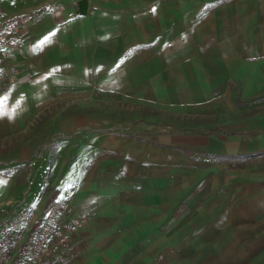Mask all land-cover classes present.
Here are the masks:
<instances>
[{"label":"crops","instance_id":"0c3cea01","mask_svg":"<svg viewBox=\"0 0 264 264\" xmlns=\"http://www.w3.org/2000/svg\"><path fill=\"white\" fill-rule=\"evenodd\" d=\"M47 1L64 10L43 11L25 24V43L5 67L0 141L27 137L0 154V205L12 203L13 226L34 207L49 217L64 214V221L86 216L73 239L77 257L71 264H142L141 227L174 220L188 202L191 169L242 163L207 161L205 155L264 152V129L187 133L154 120L55 107L71 99H133L197 116L215 107L237 109L242 99L264 91V0H85V14L82 0H1V6L12 16ZM223 96L229 104L216 106ZM47 113L50 120L35 131ZM116 124L131 129L109 130ZM59 136L68 139L58 140L48 180L57 196L42 187L29 208L34 197L18 184L24 165L31 168ZM82 156L81 175L61 188L57 166ZM181 220L180 226L189 225Z\"/></svg>","mask_w":264,"mask_h":264},{"label":"rangeland","instance_id":"374dc122","mask_svg":"<svg viewBox=\"0 0 264 264\" xmlns=\"http://www.w3.org/2000/svg\"><path fill=\"white\" fill-rule=\"evenodd\" d=\"M234 87L233 95H236L239 84L236 83ZM226 98L223 96L216 106L220 102L227 106L229 99ZM242 100L245 104L237 106L235 110L224 111L215 107L216 111L212 109L211 113L202 116L158 108L133 99H96L92 102L71 99L56 105L54 111L61 107L64 113L67 112L66 108L78 112L114 113L136 121L154 120L158 127H175L187 133L203 130L223 131L227 135L237 125H247L250 128L248 132L253 133L264 129V91ZM51 116V113H47L39 117L35 131ZM109 128L124 134L130 127L116 124ZM84 132L88 131H78L77 134ZM26 137L27 134H20L11 142L0 141V154L8 153ZM54 139L55 142L48 144L49 148L36 155L37 160L31 168L24 165L25 180L20 179L18 184L22 191L29 190L27 194L34 197L26 205L29 208L38 200L42 187L49 195L55 192L48 180L59 151L56 148L58 140L65 142L68 138L59 136ZM83 158H73L62 167L56 165L61 188L81 175ZM240 162L224 168L207 163L203 166L200 164L199 170L198 165L191 169L188 202L179 203L182 204L176 213L179 219L176 216L163 226L141 227L142 264H264V158ZM204 198L207 199L204 201ZM159 206L164 205L159 203ZM160 214L164 216L166 212ZM181 219H186L189 225L180 226L183 222ZM160 234L166 235V238L158 239L153 245L146 243V240H153Z\"/></svg>","mask_w":264,"mask_h":264},{"label":"built area","instance_id":"2783aa9c","mask_svg":"<svg viewBox=\"0 0 264 264\" xmlns=\"http://www.w3.org/2000/svg\"><path fill=\"white\" fill-rule=\"evenodd\" d=\"M46 10L62 11L64 6L56 1H47L7 16L0 0V89L8 80L5 72L7 63L25 43L23 26ZM56 196L57 191H53L51 197L55 199ZM14 211L12 203L0 206V264H71L76 259L73 239L86 225V216L64 221V214L49 217L42 214L41 208L34 207L23 221L13 226Z\"/></svg>","mask_w":264,"mask_h":264},{"label":"trees","instance_id":"16d2710c","mask_svg":"<svg viewBox=\"0 0 264 264\" xmlns=\"http://www.w3.org/2000/svg\"><path fill=\"white\" fill-rule=\"evenodd\" d=\"M264 155V152L253 153L248 155H205L207 161H220V162H230V161H246L249 159H254Z\"/></svg>","mask_w":264,"mask_h":264},{"label":"water","instance_id":"95a60500","mask_svg":"<svg viewBox=\"0 0 264 264\" xmlns=\"http://www.w3.org/2000/svg\"><path fill=\"white\" fill-rule=\"evenodd\" d=\"M79 7H80L81 13L85 14L87 12V4L85 0H82L79 2Z\"/></svg>","mask_w":264,"mask_h":264},{"label":"snow or ice","instance_id":"6c2138e0","mask_svg":"<svg viewBox=\"0 0 264 264\" xmlns=\"http://www.w3.org/2000/svg\"><path fill=\"white\" fill-rule=\"evenodd\" d=\"M0 183H3V181H0Z\"/></svg>","mask_w":264,"mask_h":264}]
</instances>
